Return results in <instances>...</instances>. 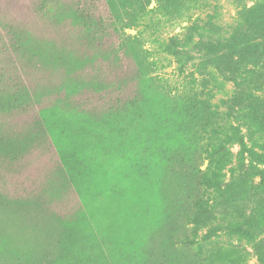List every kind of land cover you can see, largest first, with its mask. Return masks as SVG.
<instances>
[{
  "label": "rangeland",
  "instance_id": "rangeland-1",
  "mask_svg": "<svg viewBox=\"0 0 264 264\" xmlns=\"http://www.w3.org/2000/svg\"><path fill=\"white\" fill-rule=\"evenodd\" d=\"M200 1L0 0V264H199L203 187L161 163L185 148L186 112L150 89L155 71L140 61L129 24L158 3L190 9L192 20L158 32L182 38L194 20L228 28L238 7L252 5ZM81 10L95 19L86 33ZM161 57L160 71L176 75L177 64ZM140 91L131 117L111 108ZM218 234L259 264L250 246Z\"/></svg>",
  "mask_w": 264,
  "mask_h": 264
},
{
  "label": "trees",
  "instance_id": "trees-1",
  "mask_svg": "<svg viewBox=\"0 0 264 264\" xmlns=\"http://www.w3.org/2000/svg\"><path fill=\"white\" fill-rule=\"evenodd\" d=\"M251 1V6L237 8L230 27L219 18L205 24L194 20L184 26L181 39H163L158 32L192 20L190 9L171 10L158 3L129 24L137 28L132 40L143 49L140 61L155 71L149 76L150 89L180 100L186 112L185 148L170 149L168 162L161 163L171 176L189 183L194 175L203 187L196 222L205 233L194 241L199 264H253L247 249L218 243L221 231L250 246L264 264V17L253 18L264 0ZM81 13L86 33L95 19ZM147 42L156 46H145ZM161 56L177 64L176 75L160 71L166 66ZM128 98L125 106L111 107L123 119L131 117L128 106L143 103L145 94ZM191 153L207 160L204 169L191 160Z\"/></svg>",
  "mask_w": 264,
  "mask_h": 264
}]
</instances>
